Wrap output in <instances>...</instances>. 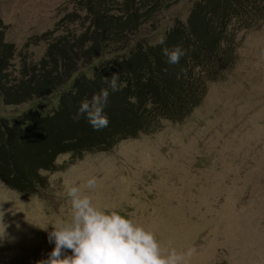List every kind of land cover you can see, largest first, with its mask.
I'll return each instance as SVG.
<instances>
[{
  "label": "rangeland",
  "instance_id": "374dc122",
  "mask_svg": "<svg viewBox=\"0 0 264 264\" xmlns=\"http://www.w3.org/2000/svg\"><path fill=\"white\" fill-rule=\"evenodd\" d=\"M125 0L113 8L120 10ZM200 0H132L140 19L129 43H158L185 23ZM88 0H0L4 39L36 64L54 34L84 30ZM151 5H153L151 7ZM113 11H111L112 13ZM260 24L234 37L235 63L208 84L200 105L180 122L85 154L48 185L23 196L0 181V264H37L53 245L43 228L67 219L65 187L95 177V206L116 210L152 231L162 248L194 250L188 264H264V9ZM255 22V21H254ZM84 27L82 28V25ZM58 32V33H57ZM53 34V35H51ZM126 40L120 48L130 45ZM1 101V100H0ZM20 107H2L7 116ZM69 160L60 156L57 164Z\"/></svg>",
  "mask_w": 264,
  "mask_h": 264
},
{
  "label": "trees",
  "instance_id": "16d2710c",
  "mask_svg": "<svg viewBox=\"0 0 264 264\" xmlns=\"http://www.w3.org/2000/svg\"><path fill=\"white\" fill-rule=\"evenodd\" d=\"M131 1L117 10L119 0H88L84 30L51 34L36 64L16 54L0 25V109L20 107L14 115L0 113V181L9 189L35 195L48 185L42 173L64 171L85 154L109 151L156 132L162 121L188 117L208 84L235 63L236 34L259 25L264 9V0H200L185 23L164 33L163 44L129 43L140 19L157 8L141 14ZM123 40L130 45L120 48ZM177 45L186 55L170 65L162 49ZM113 73L122 90L109 89L108 126L95 131L84 118L74 121L81 100L107 87L101 77ZM63 155L69 160L58 165Z\"/></svg>",
  "mask_w": 264,
  "mask_h": 264
},
{
  "label": "clouds",
  "instance_id": "9594fccd",
  "mask_svg": "<svg viewBox=\"0 0 264 264\" xmlns=\"http://www.w3.org/2000/svg\"><path fill=\"white\" fill-rule=\"evenodd\" d=\"M161 44L164 40L161 39ZM162 54L170 65L178 64L186 51L179 45L164 47ZM107 87L81 100L72 119H86L93 130L106 128L109 118L105 108L111 92L122 90L119 74L101 77ZM97 187L95 177L87 178L83 185L68 184L65 194L70 215L43 228L48 242L53 245L47 258L37 264H188L194 250L177 251L162 248L156 235L116 210L94 205L88 192Z\"/></svg>",
  "mask_w": 264,
  "mask_h": 264
}]
</instances>
